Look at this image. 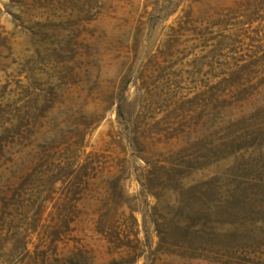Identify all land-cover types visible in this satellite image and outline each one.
<instances>
[{
	"label": "rangeland",
	"instance_id": "1",
	"mask_svg": "<svg viewBox=\"0 0 264 264\" xmlns=\"http://www.w3.org/2000/svg\"><path fill=\"white\" fill-rule=\"evenodd\" d=\"M0 264H264V0H0Z\"/></svg>",
	"mask_w": 264,
	"mask_h": 264
},
{
	"label": "trees",
	"instance_id": "2",
	"mask_svg": "<svg viewBox=\"0 0 264 264\" xmlns=\"http://www.w3.org/2000/svg\"><path fill=\"white\" fill-rule=\"evenodd\" d=\"M182 229V228H181ZM185 230H184V228L182 229V230H180V229H172V230H170V233L172 234V236L175 238V236L177 237V236H184L185 234L183 233Z\"/></svg>",
	"mask_w": 264,
	"mask_h": 264
}]
</instances>
